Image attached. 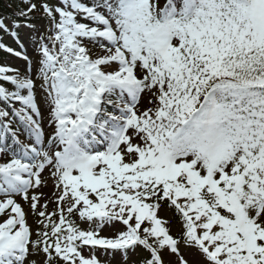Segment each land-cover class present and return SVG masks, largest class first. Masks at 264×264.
<instances>
[{"label": "snow or ice", "instance_id": "snow-or-ice-1", "mask_svg": "<svg viewBox=\"0 0 264 264\" xmlns=\"http://www.w3.org/2000/svg\"><path fill=\"white\" fill-rule=\"evenodd\" d=\"M19 2L0 16L21 51L0 50L27 62L0 66V264H264V0Z\"/></svg>", "mask_w": 264, "mask_h": 264}, {"label": "rangeland", "instance_id": "rangeland-1", "mask_svg": "<svg viewBox=\"0 0 264 264\" xmlns=\"http://www.w3.org/2000/svg\"><path fill=\"white\" fill-rule=\"evenodd\" d=\"M11 1L14 5V6H12L13 10H14L13 13H15L19 7H23V5L20 4L19 0H11ZM53 2H55V0H53ZM35 16H36V19L33 21V23H35L37 25V29L39 30V33H44L46 31V28H47V22L40 18V13H36ZM6 22L9 24V26H11V21H6ZM35 35H37V33L32 32L30 29H26L23 27L21 29H19V36L21 38L22 43L24 44V52L33 62H35V60L37 59L36 46L33 43V39H34ZM0 44H5L9 47L15 48L17 51H21V49L16 45L14 39L6 33H0ZM0 66H7V67L19 69L23 73L27 68V62L22 60V59L15 57V56H12L3 50H0ZM8 87L10 88L11 86H8ZM145 96H148V95H145ZM37 100H38V103L40 104L41 109H42V113L44 116L42 123H43V126L45 127V122L48 119V112H47L46 106L43 103V100H42V97H41L39 90L37 91ZM148 106L149 105L146 102L140 103V105H139V107L141 109L148 107ZM4 107L5 106L3 104H0V108H4ZM17 107H19V105H17ZM6 110H9V109H6ZM9 119H12V117L10 116ZM17 126H18V124L14 122L13 127L15 128ZM20 139L25 141V142H28L24 135H21ZM8 159H10V156L0 155V163L7 162ZM55 208H56L55 203L52 205H48V211L49 212H52ZM25 210L28 211L27 205H25ZM159 216L161 218L167 220V221H170L169 227L171 228V232L173 235L179 234V232L181 231V227H180V224L178 222V218L176 217L173 210L167 208V206L165 205L162 208V210L159 212ZM36 220H37V217L29 214L28 223L31 226L33 232H35V230L39 227L36 223ZM78 223H80V222L78 221ZM80 226L85 230L88 228V225L86 223H80ZM118 230H123V226L118 225L115 228L105 227V229L103 231H101L100 234L102 236L111 238L115 235V233ZM181 251L184 252V249L182 248ZM83 254L85 256L89 255V252L87 251V249L84 250ZM147 255L148 254L143 249L138 248L136 250V253H132L129 255V259L126 262V264H140V261L143 260L144 258H146ZM98 257L101 261V264H124V262L121 261L120 255L118 253L116 254V260L115 261L112 260L111 256H105L103 253H98ZM185 258L189 259L190 264H191L192 257L189 256L187 253H185ZM29 259L30 260L31 259H37L38 261H42L43 256L41 255L40 257H29ZM169 260H171L173 262V264H178V261H176V258L174 256L170 257L166 253L165 254L166 264H168Z\"/></svg>", "mask_w": 264, "mask_h": 264}, {"label": "bare ground", "instance_id": "bare-ground-1", "mask_svg": "<svg viewBox=\"0 0 264 264\" xmlns=\"http://www.w3.org/2000/svg\"><path fill=\"white\" fill-rule=\"evenodd\" d=\"M85 46L89 47L90 49H92V54L94 56L96 55H102L103 53L101 52V50L99 49V47H93L89 42H85ZM148 96H145L144 98H142V102L140 103H143V102H146L148 103ZM48 119L46 120L45 122V132L46 133H50L52 131V129L48 126ZM50 171L51 170H48V171H45V173H43V177L45 178V181H46V185L42 186L39 190H38V193H42V196H41V201L40 203H45L47 202L48 205H52L54 204V197H53V191H54V180L52 179L51 175H50Z\"/></svg>", "mask_w": 264, "mask_h": 264}, {"label": "trees", "instance_id": "trees-1", "mask_svg": "<svg viewBox=\"0 0 264 264\" xmlns=\"http://www.w3.org/2000/svg\"><path fill=\"white\" fill-rule=\"evenodd\" d=\"M13 3L11 0H0V16L3 15H12L14 12L13 10Z\"/></svg>", "mask_w": 264, "mask_h": 264}]
</instances>
